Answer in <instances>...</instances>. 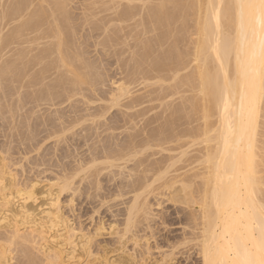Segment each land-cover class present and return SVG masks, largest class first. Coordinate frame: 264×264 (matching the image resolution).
Instances as JSON below:
<instances>
[{"label":"bare ground","instance_id":"1","mask_svg":"<svg viewBox=\"0 0 264 264\" xmlns=\"http://www.w3.org/2000/svg\"><path fill=\"white\" fill-rule=\"evenodd\" d=\"M77 29L115 63L119 78L107 96L105 60L87 57L88 41L83 36L78 44ZM113 109L116 122L109 123ZM39 126L45 139L80 140L79 152L73 148L65 165L54 166L58 196L50 209L58 216L50 212L48 221L65 225L66 240L76 229L62 206L76 217L85 194L98 208L107 206L109 235L123 243L151 227L150 197L172 194L183 228L170 247L192 243L202 264H264L262 0H0V193L15 188L12 153L19 146L33 153ZM103 177L113 185L104 195ZM36 185L16 194L32 200ZM117 200L123 208L115 213ZM20 215L23 228L7 215L0 219V264H63L60 245L48 247L41 227L29 226L34 216Z\"/></svg>","mask_w":264,"mask_h":264},{"label":"rangeland","instance_id":"2","mask_svg":"<svg viewBox=\"0 0 264 264\" xmlns=\"http://www.w3.org/2000/svg\"><path fill=\"white\" fill-rule=\"evenodd\" d=\"M74 10H75V8L73 9V11ZM75 11L73 12V15L74 16H78L79 13L77 12L78 13L77 14ZM78 30H80V29H77V31H76L77 34H79L80 31H81V30L80 31H78ZM88 35H89L88 32L82 31L80 33V35H77L76 38L79 39L78 44L80 43V44L83 45L85 43V39H86V41H88V43H85L83 45V48L85 49V52L87 53V57L89 59H92L91 61H94V62L96 61V63L99 64V61L101 59H102V61L105 60V62H104L105 64L104 63L102 64L103 66L101 68V71H102V74L103 73L105 74L104 75V78H105L104 80L107 79L106 80L107 83L105 82V84H107L108 89H107V86H106V88L104 87L102 89L105 92H103V91L102 92L106 94V95L104 94L105 96H107L114 89V87H115L114 82H115L116 78H119L118 74H116L117 73V71L115 70L116 66H115V63L113 62V60L107 58V56L102 54L103 52L101 50H99L100 48H97V46H95L96 43H95L94 39H91V37L88 36ZM80 36H82V38L84 36L85 39L84 38L80 39ZM89 39L91 40V42H90ZM35 44H38V43H35ZM99 52L100 53L102 52L101 55H99ZM98 58H99V61H98ZM106 59H107V61H106ZM109 60H111L113 62V65H112V62L109 61ZM113 80H114V82H113ZM108 82H109V84H108ZM112 85H114V86H112ZM159 104H158V102L154 103V105H156V106H158ZM97 105H98V103L95 106H97ZM156 110L160 111V109H158V108ZM156 110H154V113L156 112ZM115 111L116 110L113 109L111 111L112 114L110 113V114L107 115L109 123L116 122V118H115L116 117V112ZM154 113L152 112V114H154ZM152 114H150V115H152ZM117 120H118V118H117ZM38 128L40 129V132H39ZM38 128H36L37 129L36 135H37V139L38 140L36 139L37 141H34L35 144H33V147H35L34 149L37 150V151L34 150V152H33L34 154L33 153H31L30 155L29 154H23L24 153L23 150H26V149L24 147L21 149L22 146H19V148H18L19 151L22 150V151H20L19 156L17 155L18 152H19L17 149H15L14 152L12 153L13 154L12 158L13 159L15 158L14 160L12 159L15 162L13 164L15 167H12L11 170L13 171L12 174H14V175L16 174L17 175V177L15 175L16 184H15V188H14V185L12 186L13 188H11L10 186H8L9 185L8 184L9 181H8L7 182V186L10 188L11 191L9 189H7L9 191L5 190L6 192L3 191V192L0 193V195H1L0 196V219L5 218L4 216L7 215L6 216V220L8 219L7 222H9V219H10V222L12 223V222L15 221V223H13V224H15L17 226H18V222H20L21 225H19V226H20V228H23L24 227V226H22V222L23 221H21L19 217L21 216L20 214H23L24 211H28L30 214H32V216H34V219H35L34 221L36 222V224L35 223L34 224H29V226L32 225L33 227H36L38 225L37 226L38 228L37 227L34 228V229H37L38 231L40 230V227H41V229H42L41 232H43L44 236L47 238L46 240L48 241L47 246L48 247L49 246L51 247L53 245L55 246V243H56L57 246L60 245V247L62 248L61 249L58 246L59 250H62V252H61V261L63 260V264H202L200 257L197 258L198 255H196L197 253H196L195 249H191V248H193L192 243L189 244V245H185L187 247H185V246L177 247L179 249L178 253L174 251L177 248H172V247L169 246L172 242H174V241H176L178 239V237L181 235V228H183L182 224L178 221V220H180V218H179L180 216L177 214L178 211L175 210V209H177L175 206H177L178 204L176 205V203L170 199V196L171 197L173 196L172 194L170 196H169V194H168V196H166V198H168V197L169 198H168V200L165 203H164V200L166 198L164 199V197L163 198L162 197L158 198V197H156L154 195H152L150 197V204H151V209L153 210L152 213H154L153 214L154 218L152 217L151 222L149 223V226H151V227L148 228L149 232L145 229V227H141L140 230H138V232L136 233V237L135 236L133 237L134 238L133 241H132V239L131 240L130 239L127 240L128 243H127L126 240L124 241L125 243H123V241L122 242L119 241L117 239L116 235H114V234L112 235V233H111L112 238L115 237V240H114V238L113 239L111 238V235H109V234H110V232H112L111 225H114V222H113L114 220L111 218V214L108 212V209H106L107 206H103V208H101V206L99 205V208H98L97 207L98 203L95 202V204H94L93 202H91L90 199H86L85 198L86 194H85L84 197H82L81 199L76 201L75 213H74V215L76 214L75 215L76 217H72V214L70 213V211H69V209H68L66 204H63V206H62V213L64 214V217L67 220L70 219V221H69L71 223L70 225H72V226L74 225L73 227L76 229V232H75V236L76 237H73V240L71 239V241L70 240L68 241V239L66 240V238H68V236L65 234L66 233L65 225L62 224V228H61V224L59 225L57 223L56 225H58V226L54 227L55 225H52L50 223V221H48V219H49L48 216L52 215L53 213H54V217L53 218L58 216V214L55 212L54 208H51L52 211L50 209L51 202H54V200L58 196L57 195L58 194L57 188L53 186V184L55 183V181H53L54 180L53 178H54V175L57 174L56 173L57 172V170H56L57 165H62V164L65 165L66 164V162L63 160L66 157L65 153H69L70 154V152H74L73 148H74V150H76L75 148H77V151H78V149H80V146L78 145V143L80 144V142H79L80 140L77 139V137H75L77 140L75 139V142H74V138H71L72 136L70 134L67 135V136H64V139L66 137V140H64V141H67V142L63 141V136H62V140L60 139L62 142L61 141L58 142L59 139L57 137H54L52 139H50V138L47 139L46 138L47 139L46 140L45 139V134L44 133L42 134V132L44 130L43 126H39ZM116 133L118 134V132H116ZM39 137H41V138H39ZM122 137H123V135H122ZM122 137H120V138H122ZM1 138H2V136H1ZM1 138H0V141L3 142L4 139L2 140ZM72 139H73V141H72ZM44 140H46L45 144H44ZM70 140L72 141L73 144L71 143ZM40 141H42V142L40 143ZM68 141H70V142H68ZM76 141H77V143H76ZM37 142H39V143H37ZM68 145H69V147H71V146L72 147L70 149H68L69 148ZM39 150H40V152L38 153ZM67 150H68V152H67ZM14 153L18 156V158H16V155H14ZM42 153L43 154L45 153L44 154L45 156ZM35 154L37 156H35ZM29 156H30L29 159L26 158V157H29ZM58 156L60 157V159H59ZM19 157L22 158V160H23V158H24V160L26 159V162L27 161L29 162L30 159L34 160L32 158H35V157H37V158H35L36 159V163H33L35 161L34 160L33 162L30 161L31 163L29 162L30 163L29 164L28 162L26 163L24 160L22 162V160ZM54 157H55V159H54ZM37 159H38V161H37ZM18 160H19V162H18ZM39 160H41L40 161L41 163L43 162L42 165H41V163H38ZM44 160H45V162H44ZM37 163L40 164L41 167H39V165ZM44 163H46L47 165L44 166ZM48 163H50V164L48 165ZM22 164H23V166H22L23 170H22V167L19 168ZM28 164H29V166H28ZM33 164L34 165L37 164L36 165L37 167L35 166L36 167L35 168L33 166ZM31 165L34 168L31 167ZM16 166H18L17 170H15ZM54 166H56V167H54ZM37 168H38L39 171H36ZM50 169H51V171H50ZM14 170H15V172H14ZM53 170H54V172H53ZM22 172L24 173V175H23ZM18 173H19V177H18ZM22 175H23V178H21ZM7 178L9 179V177H7ZM104 178H105V181H104ZM25 179H26V181L27 180L28 181L26 182ZM107 179H108L107 177H103L102 178V180L104 182L103 183L104 184L103 185V187H104V191L103 192L104 193L102 192L103 193L102 195H104L105 193L107 194V191H109L110 188H111V190L113 189V185H111L109 182H107V181H109V179L108 180ZM23 180H24V183H23ZM30 182H31V184H33V183L37 184L36 185V189H35V193H34V196H33L32 200L31 199L30 200L26 199V197L22 196V194H20V193L16 194L18 192L17 191L18 189H22L24 187V185H28ZM50 182H52V183H50ZM51 186H53V187H51ZM16 188H17V190H16ZM14 190H15V192H14ZM7 192H9V193H7ZM3 193L5 194V197L7 198L6 201H9V203L4 200V197H2V196H4ZM21 196L25 197L26 201H24L25 199L22 198ZM52 196H54V198H55L54 200H52L53 199ZM153 197L156 200L155 202H154V199H152ZM20 198H22V199H20ZM66 198H67L66 195L63 194L62 197L60 198V200L62 199L61 201H63V200L65 201V200H67ZM158 199H160V201ZM2 200L5 201L4 202V203H6L5 205H4ZM161 200H162L163 203L161 202ZM168 201H169V203H168ZM118 202L120 203V201L117 200V205H118ZM157 202H159V203H157ZM160 202L162 204H160ZM172 202L174 203V206H173ZM84 203H85L86 206L84 205ZM86 203H88V204H86ZM96 203H97V205H96ZM115 203H116V201H115ZM115 203H113L114 205L112 204V206H115ZM156 203L158 204V207H156L157 206ZM2 204L5 207L2 206ZM22 204H23V207L25 206V208L27 210L22 207ZM120 204L118 206L113 207L112 211H114V208H115V213H116L117 212L116 210L118 209V207H119L118 210H122L123 206L120 205ZM155 204H156V206H155ZM163 204H166L165 207H164ZM120 206L122 208H120ZM153 206H155V207H153ZM160 206H163V208H160ZM65 207H66V209H65ZM173 207H175V208L173 209ZM21 209H23V210H21ZM91 209H92V211H91ZM98 209L99 210L101 209V210L98 211ZM163 209H166V210L164 211ZM155 210H157V211L155 212ZM95 211L97 212V214L95 213ZM163 211L165 212V214L162 213ZM50 212L51 213L53 212V213L51 214ZM118 212L120 213L121 211H118ZM156 215H158V216H156ZM16 216H17V220L15 219ZM89 216H90V218H89ZM46 217H47V219H46ZM118 217L119 216H117V218H115V219L116 220H120V217L119 218ZM155 217H156V219H155ZM176 217L178 218L177 220H176ZM181 217H182V214H181ZM93 219H94V221H93ZM154 219L157 220V223H156V221ZM152 220H154L155 223H154V221L152 222ZM16 221H17V224H16ZM177 222H178V224H177ZM100 223L103 226V230L98 232L95 229H98L101 226V225H99ZM151 223H152V225L153 224H155V225L152 226ZM25 227H27V226H25ZM162 227H164V228H162ZM151 228H152V230H151ZM154 228H155V230H154ZM179 228H180V230H179ZM177 231H178V233L176 234ZM96 232H97V235H96ZM93 235H94V237H92ZM139 235H141V237H139ZM142 235H144L145 238L147 236V238L145 239L144 237H142ZM149 235H151V236H149ZM172 235H174V236L176 235L178 237L174 238V236L172 237ZM54 236H55L56 239L59 237L57 241H56V239H54ZM62 237L65 238V241H64V239H60ZM92 238H93V240H91ZM153 238H155L154 239L155 241L153 240ZM141 239H142V241H141V245H140L139 242H140ZM147 239H149V240H147ZM158 239L160 240V243H159L160 245L159 244L157 245V243L159 242ZM162 239H163V241H162ZM173 239H174V241H173ZM135 240H136V243L134 242ZM143 240H145V241H143ZM168 240H169V242H168ZM49 241H50V243H49ZM88 241H90L89 245L86 244ZM52 242H54V243H52ZM118 242H119V244H118ZM131 242L135 243V245H134L135 247L132 246L134 243L132 244ZM147 242H149V244ZM73 243H74V245H73ZM154 243H155V248L156 249L154 248ZM82 245H83V247H82ZM121 246H122L123 249L124 248L125 249L121 250ZM158 246H161L163 249L161 247L158 248ZM167 246H169L172 250L174 249L173 250L174 251L173 257L171 255L172 254L171 252H173V251H171L170 248H169L170 249L169 250ZM119 247H120V249H119ZM132 247H133V249H132ZM165 248H167V249H165ZM184 249H186V251H187V252H185L186 255L184 254V251H185ZM84 250L86 252H84ZM182 251H183V253H182ZM159 252H160V254H159ZM163 252L164 253L168 252L167 254H169L168 255L169 257L167 256V258H166L167 254L165 255ZM188 252H191L192 256ZM161 253H163V256H162ZM174 254H176V256H174ZM195 256H197V257H195ZM145 260H146V262H145ZM14 262H13V264H14ZM15 264H18V262H15Z\"/></svg>","mask_w":264,"mask_h":264},{"label":"snow or ice","instance_id":"3","mask_svg":"<svg viewBox=\"0 0 264 264\" xmlns=\"http://www.w3.org/2000/svg\"><path fill=\"white\" fill-rule=\"evenodd\" d=\"M262 2H264V0H262Z\"/></svg>","mask_w":264,"mask_h":264}]
</instances>
